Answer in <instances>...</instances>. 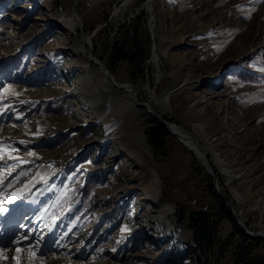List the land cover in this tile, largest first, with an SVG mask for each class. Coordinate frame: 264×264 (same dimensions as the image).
I'll return each mask as SVG.
<instances>
[{
    "label": "rangeland",
    "instance_id": "1",
    "mask_svg": "<svg viewBox=\"0 0 264 264\" xmlns=\"http://www.w3.org/2000/svg\"><path fill=\"white\" fill-rule=\"evenodd\" d=\"M124 1L0 0V264H264V0Z\"/></svg>",
    "mask_w": 264,
    "mask_h": 264
},
{
    "label": "bare ground",
    "instance_id": "2",
    "mask_svg": "<svg viewBox=\"0 0 264 264\" xmlns=\"http://www.w3.org/2000/svg\"><path fill=\"white\" fill-rule=\"evenodd\" d=\"M48 1H51V0H48ZM133 1L134 0H125L124 2H123V4L121 5V9H120V11L118 10V12H121V11H123L124 9H126L129 5H131L132 3H133ZM45 5V4H44ZM46 6V5H45ZM77 15V14H76ZM76 15L73 17L72 16V18L73 19H71V24L72 25H74V24H76L77 23V21H79V17L77 18L76 17ZM76 17V18H75ZM84 39V42H82L81 44H78V45H74L73 46V50H74V52H76V51H84L85 49H86V47H89V49H90V43H92L91 42V38L90 37H88V36H86V37H84L83 38ZM93 57H94V59H96L95 58V56H94V54H93ZM93 58H91V60H92ZM97 60V59H96ZM98 61V60H97ZM92 62H94L93 60H92ZM95 63V62H94ZM97 63V62H96ZM97 64H99V63H97ZM107 70V69H106ZM106 70H105V72H104V74L107 76V77H109V75H111V74H109L108 73V71L106 72ZM122 87L125 89V90H128V91H131L132 93V95H133V97L135 98V96L136 95H134V91H133V89L132 88H130L129 86H126V85H122ZM131 95V96H132ZM160 101H163V102H165L166 100H167V98L166 97H162V98H158ZM170 129V131L171 132H173V134H176V136L178 137V139L182 142V143H184L186 146H187V148L189 149V151L190 152H192V153H194V154H196V156L198 157V159L200 160V162H201V164H203L205 167H207V169H208V172H209V174L210 175H214L216 178H217V176H216V174H215V171H214V169H213V166H211L210 165V162L208 161V159H207V157H206V154H205V152H203L201 149H200V147H199V145H198V140L196 139V137L192 134V133H190V132H188V131H185V130H183V129H181L179 126L177 127L176 125H174V124H172V123H167V129ZM141 143H142V145H144V146H146V143H145V141H144V139H143V137L141 138ZM217 181H218V183H219V187H220V181H219V179L217 178ZM21 209V208H20ZM236 211V210H235ZM236 213H237V211H236ZM238 215V214H237ZM239 216V215H238ZM240 218V217H239ZM240 220H241V225L243 226V228H245L246 227V234H248V235H260V236H263L264 237V233H255V232H253V231H250L249 230V228L246 226V224H245V222L240 218ZM0 253H3L2 252V250L0 251ZM13 256V258H14V260H15V262H13L12 260H11V263L13 262V264H19V257L17 256V255H12ZM17 256V257H16Z\"/></svg>",
    "mask_w": 264,
    "mask_h": 264
},
{
    "label": "trees",
    "instance_id": "3",
    "mask_svg": "<svg viewBox=\"0 0 264 264\" xmlns=\"http://www.w3.org/2000/svg\"><path fill=\"white\" fill-rule=\"evenodd\" d=\"M168 133L163 124H157V126L150 132V141L156 145L162 147L165 144V139ZM223 212L227 213L229 219L234 221V217L227 211L225 205L221 208ZM191 226L194 232V243L198 251H204L213 245L215 237V229L211 226L210 218L205 213L192 214L189 217Z\"/></svg>",
    "mask_w": 264,
    "mask_h": 264
},
{
    "label": "water",
    "instance_id": "4",
    "mask_svg": "<svg viewBox=\"0 0 264 264\" xmlns=\"http://www.w3.org/2000/svg\"><path fill=\"white\" fill-rule=\"evenodd\" d=\"M74 14L76 15V12L74 11ZM76 17H77V15H76ZM78 18V17H77ZM79 19V18H78ZM80 26H82L81 24H80ZM82 28V27H81ZM82 36H83V38L84 37H86L87 36V34H85L84 32L82 33ZM90 57L91 58H93L92 60L95 62V64H97V63H99V64H97V65H101V63L99 62V61H97L96 59H94V57H93V52H92V43H90ZM97 62V63H96ZM101 66H103V65H101ZM103 68H105V70H106V67H104L103 66ZM106 72H107V70H106ZM109 77L113 80V77H112V75H109ZM167 125V124H166ZM210 175V174H209ZM210 176H212V178H213V180H214V183H215V187H216V190L218 191V193L223 197V198H225V196L222 194V192H221V188L219 187V183H218V181H217V178L214 176V175H210ZM226 203H227V205H228V207H229V209L231 210V212H233V216L235 217V220L236 221H238V223L241 225V220H240V218H239V216L237 215V213H236V211H235V208H233V206L230 204V202H228L227 201V199H226ZM242 226V225H241ZM243 227V226H242ZM245 229H246V227H245ZM248 235V234H247ZM249 237H251V238H254V239H264V237L263 236H260V235H248Z\"/></svg>",
    "mask_w": 264,
    "mask_h": 264
},
{
    "label": "built area",
    "instance_id": "5",
    "mask_svg": "<svg viewBox=\"0 0 264 264\" xmlns=\"http://www.w3.org/2000/svg\"><path fill=\"white\" fill-rule=\"evenodd\" d=\"M194 203V202H193ZM196 203V202H195ZM199 205H201V204H199ZM204 206H206V207H209V205L208 204H205Z\"/></svg>",
    "mask_w": 264,
    "mask_h": 264
}]
</instances>
